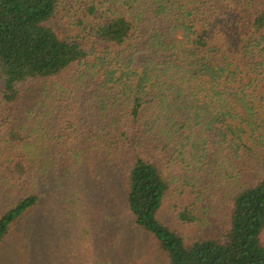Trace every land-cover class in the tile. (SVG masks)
I'll use <instances>...</instances> for the list:
<instances>
[{"label": "trees", "instance_id": "1", "mask_svg": "<svg viewBox=\"0 0 264 264\" xmlns=\"http://www.w3.org/2000/svg\"><path fill=\"white\" fill-rule=\"evenodd\" d=\"M101 164L169 264H264V0H0V243Z\"/></svg>", "mask_w": 264, "mask_h": 264}, {"label": "rangeland", "instance_id": "2", "mask_svg": "<svg viewBox=\"0 0 264 264\" xmlns=\"http://www.w3.org/2000/svg\"><path fill=\"white\" fill-rule=\"evenodd\" d=\"M34 86L26 84L21 90L25 93ZM235 165L242 168V161ZM96 167L46 188L43 207L30 212L0 243V264H169L156 238L134 224L123 172H113L110 165ZM249 167L246 179L259 171L255 164ZM4 188L0 187L1 211L15 199ZM176 196L165 202L161 212L166 222L174 221Z\"/></svg>", "mask_w": 264, "mask_h": 264}]
</instances>
